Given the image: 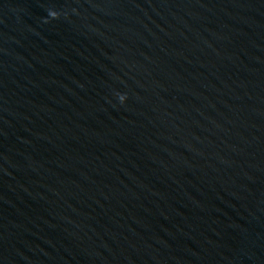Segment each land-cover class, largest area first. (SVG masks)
Listing matches in <instances>:
<instances>
[{
	"label": "water",
	"instance_id": "obj_1",
	"mask_svg": "<svg viewBox=\"0 0 264 264\" xmlns=\"http://www.w3.org/2000/svg\"><path fill=\"white\" fill-rule=\"evenodd\" d=\"M0 264H264V0H0Z\"/></svg>",
	"mask_w": 264,
	"mask_h": 264
}]
</instances>
